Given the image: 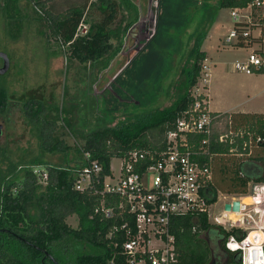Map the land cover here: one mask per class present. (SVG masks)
I'll list each match as a JSON object with an SVG mask.
<instances>
[{
  "label": "trees",
  "instance_id": "16d2710c",
  "mask_svg": "<svg viewBox=\"0 0 264 264\" xmlns=\"http://www.w3.org/2000/svg\"><path fill=\"white\" fill-rule=\"evenodd\" d=\"M48 1L34 0L33 3L45 19L50 34L62 46H67L69 57L81 62L96 61L115 51L112 37L118 33L120 23L115 27L111 25L118 15L117 0H85L82 5L58 12L48 8ZM251 1L209 3L212 10L202 20L205 25L192 31L189 49L192 63L184 69L185 88L169 105L148 110L128 123L98 125L81 132L83 142L79 145L72 146L56 137L57 123L46 117V107L40 99L23 100V115L38 135L39 150L27 159L18 160L4 153L0 160V264H129L122 250L124 233L119 228L129 214L117 207L119 197L79 190L74 187L75 179L92 160L101 165L102 177L110 172L113 156H127L134 150L157 152L166 146L167 133L176 128L177 117L194 101L190 89L197 82L206 57L201 44L215 11L219 7L246 6ZM94 9H98V17L89 23L86 33L76 35L77 24L83 16L85 20V12ZM135 16L134 12L125 27ZM8 106L7 88L1 80L0 115H6ZM211 114L213 125L208 151L201 156L212 169V178L205 187L207 203L216 200L217 190L246 194L249 182H252L250 190L254 183L264 182V155H250L256 136L260 135L261 139L254 146L264 147V112L211 111ZM244 121L251 125L250 130L256 125L251 143L243 147V140L249 139L246 132L234 135L232 143L217 140L219 132L228 129L230 123ZM219 123L224 129L218 127ZM204 135L202 132L193 135L195 146ZM231 146L239 151L237 154L249 156L228 160L226 156ZM71 150L73 157L68 156ZM55 152L63 153L64 161L53 162L46 157L47 153ZM142 160L148 162V155ZM35 169L47 171L45 182ZM101 207H112L113 214L106 216ZM72 214L78 217L76 226L67 222L66 218ZM170 227L177 253L174 264H241L239 253L227 249L224 241L231 232L243 237L244 230L212 223L206 211L196 216L175 215Z\"/></svg>",
  "mask_w": 264,
  "mask_h": 264
},
{
  "label": "rangeland",
  "instance_id": "374dc122",
  "mask_svg": "<svg viewBox=\"0 0 264 264\" xmlns=\"http://www.w3.org/2000/svg\"><path fill=\"white\" fill-rule=\"evenodd\" d=\"M84 1L49 0L47 6L58 12ZM117 1L118 15L111 25L120 23L118 33L112 37L115 51L96 61L81 62L69 57L67 46L50 34L34 0H0V50L9 55L8 69L0 73L9 99L6 115H0V160L4 153L17 160L38 153V135L23 115L24 99H40L46 107V117L57 123L56 137L74 146L83 142L81 132L98 125L128 123L148 110L169 105L183 92L184 69L192 63V31L205 25L202 20L209 15V3L214 0ZM230 10L219 7L215 11L201 45L207 52L210 72L205 74L203 62L190 92L206 88L207 83L208 89H204L210 95L213 110L264 111V73H246L234 67L235 60L245 57L248 49L225 40L234 21ZM134 12L135 18L125 27ZM84 15L89 29L99 11L94 9ZM2 63L0 56V66ZM239 122L232 124L235 133L241 135L240 132L250 130L251 125ZM217 125L224 129L222 123ZM252 127L251 134L256 131V125ZM254 143L250 155H264V147ZM237 153L232 147L226 157L229 160L249 156ZM68 156L73 157L72 150ZM46 157L53 162L65 158L61 152L47 153ZM119 165L120 157L113 156L110 167L115 173ZM251 185L249 182L246 194L217 190L216 201L207 207L208 219L228 226L222 214L224 203L239 195L249 200ZM258 199L264 200L261 196ZM66 219L72 226L78 223L76 214Z\"/></svg>",
  "mask_w": 264,
  "mask_h": 264
},
{
  "label": "built area",
  "instance_id": "2783aa9c",
  "mask_svg": "<svg viewBox=\"0 0 264 264\" xmlns=\"http://www.w3.org/2000/svg\"><path fill=\"white\" fill-rule=\"evenodd\" d=\"M263 4L264 0H253L246 6L230 7L234 21L225 40L248 49L245 57L234 62L236 69L246 73H264ZM87 31L83 16L75 34ZM191 94L194 101L177 117L176 128L167 133L164 148L157 152L131 151L120 157L118 172L111 169L102 177L101 165L92 160L75 179L74 187L79 190L119 197L117 207L129 214L119 225L124 233L122 250L129 264H174L177 253L170 227L172 217L186 213L196 216L201 211L207 212L210 204L206 201L205 187L212 178V169L201 156L208 151L213 115L208 106V94L203 89ZM233 127L230 123L228 129L219 132L217 140L232 143L233 136L239 135ZM199 132L205 135L195 146L193 135ZM244 132L249 139L243 140V147L252 141L250 131L240 134ZM260 139L258 135L254 141ZM146 154L148 162L142 160ZM35 171L40 173L42 182L47 180V171ZM260 196L264 198L262 181L253 184L252 194L247 196L249 200H244L243 195L232 196L222 209L228 224L222 226L245 231L240 238L231 232L224 241L227 249L239 253L241 264H264V200L258 199ZM234 200L238 201V207L233 206ZM250 204L254 206L248 209ZM101 209L106 216L113 214L112 207ZM219 218L225 222L221 216Z\"/></svg>",
  "mask_w": 264,
  "mask_h": 264
},
{
  "label": "water",
  "instance_id": "95a60500",
  "mask_svg": "<svg viewBox=\"0 0 264 264\" xmlns=\"http://www.w3.org/2000/svg\"><path fill=\"white\" fill-rule=\"evenodd\" d=\"M0 56L3 57V64L0 66V73H4L8 69V66H9V55L0 50ZM2 128H3V123L0 122V136L2 133ZM233 206L238 207V201L237 200L233 201Z\"/></svg>",
  "mask_w": 264,
  "mask_h": 264
},
{
  "label": "crops",
  "instance_id": "0c3cea01",
  "mask_svg": "<svg viewBox=\"0 0 264 264\" xmlns=\"http://www.w3.org/2000/svg\"><path fill=\"white\" fill-rule=\"evenodd\" d=\"M202 45V44H201ZM206 52V51H205ZM206 60H207V52H206V57H205V59L203 60V62H204V64H205V67H204V70H205V74L208 76L209 75V70H208V68H209V65L206 63ZM208 70V71H207ZM207 72H208V74H207ZM205 81H206V77H205ZM206 84V88L205 89H208L207 88V83H205ZM203 88V90L205 91V89ZM207 94H208V91H205ZM208 106H209V109L211 110V111H223V110H213V109H211L210 108V95L208 94ZM224 111H228V112H232V111H243V112H251V111H257V112H264V111H258V110H247V109H233V110H224ZM216 201V200H215ZM214 201V202H215ZM213 202V203H214ZM225 228V227H224Z\"/></svg>",
  "mask_w": 264,
  "mask_h": 264
},
{
  "label": "flooded vegetation",
  "instance_id": "af4514ba",
  "mask_svg": "<svg viewBox=\"0 0 264 264\" xmlns=\"http://www.w3.org/2000/svg\"><path fill=\"white\" fill-rule=\"evenodd\" d=\"M3 64V63H2Z\"/></svg>",
  "mask_w": 264,
  "mask_h": 264
}]
</instances>
